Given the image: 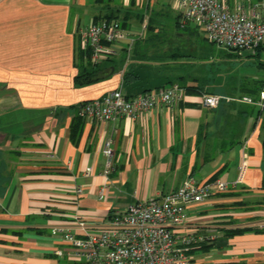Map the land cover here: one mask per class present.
<instances>
[{"label":"crops","instance_id":"1","mask_svg":"<svg viewBox=\"0 0 264 264\" xmlns=\"http://www.w3.org/2000/svg\"><path fill=\"white\" fill-rule=\"evenodd\" d=\"M227 1L230 8L264 4ZM168 14L177 15L172 0H0V264H81L55 229L95 233L113 211L172 192L188 177L233 182L241 164L236 189L188 205L180 231L208 237L206 248L192 251V264H264L263 117L256 120L259 109L240 101L256 97L207 108L192 95L134 120H77L82 103L171 81L138 70L124 41L99 68L104 79L78 86L79 32L109 18L137 36ZM249 51L259 60L262 51ZM257 72L263 77L258 65ZM125 73L136 81L126 83Z\"/></svg>","mask_w":264,"mask_h":264},{"label":"built area","instance_id":"2","mask_svg":"<svg viewBox=\"0 0 264 264\" xmlns=\"http://www.w3.org/2000/svg\"><path fill=\"white\" fill-rule=\"evenodd\" d=\"M172 1L182 15V24L199 28L207 42L231 51L260 49L264 52V4L241 3L230 8L227 0ZM79 39L90 64L99 65L117 54L121 42L126 41L129 54L136 37L124 31L119 22L101 19L80 31ZM188 96L177 84L129 98L117 89L81 104L77 117L103 123L134 120L158 107L173 110ZM193 99L207 108H216L222 100L220 96L207 94ZM240 101L264 110V71L257 98L242 97ZM102 155L103 173L108 175L113 165L110 139L104 141ZM244 169L245 165L241 164L237 179L230 183H200L188 177L172 192L113 211L95 233L78 237L60 228L54 232L69 245L70 257L81 264H192V251L206 246L208 237L180 231L187 223L188 205L208 200L214 191L235 190L242 181Z\"/></svg>","mask_w":264,"mask_h":264},{"label":"rangeland","instance_id":"3","mask_svg":"<svg viewBox=\"0 0 264 264\" xmlns=\"http://www.w3.org/2000/svg\"><path fill=\"white\" fill-rule=\"evenodd\" d=\"M173 18L174 14H168L159 20V25H163L164 29L159 26L158 39L150 41V34L145 38L149 43L140 52L145 57L137 59L138 70L146 71L154 78L164 75L171 79L170 82H180L178 79L182 77V80L200 88L199 91L220 96L222 103L219 106L237 104L242 96L252 95L256 91L255 87L258 89L262 76L254 75L258 74L257 65L261 68L259 62L264 63V52L260 54L259 60L251 56L249 50L241 51L236 56L238 54L235 52H228L205 41L199 28L192 37L187 38L183 34L182 40H178ZM133 32L132 35L136 34ZM176 51L186 58H170ZM261 124L264 125V113Z\"/></svg>","mask_w":264,"mask_h":264},{"label":"trees","instance_id":"4","mask_svg":"<svg viewBox=\"0 0 264 264\" xmlns=\"http://www.w3.org/2000/svg\"><path fill=\"white\" fill-rule=\"evenodd\" d=\"M165 17H167V15H165ZM181 19H182L181 13L177 12V15L173 18V24H174L173 27H174V29L177 30V34H178L177 38H178V40H182L181 38H182L183 34L188 36L187 38L192 37L198 30L197 27H195L193 25L182 24ZM105 20H111V19L108 18V19H105ZM159 24L160 23L155 24V22L150 19V21L146 25L145 29L143 30V35H141V34L137 35V36L135 35L136 39L134 41V44H133V47H132L131 51L129 52V54H131V56H136L138 58H141V57L144 58L145 57L144 53H142V54L140 53L141 50L144 49L143 46L145 47L149 43V41L146 40L145 38L148 36V34H150V35H152V40H150V41H155V39H158L159 37H158L157 34H158V31L160 30L159 26H161V28L164 29L163 25H159ZM120 26H121V24H120ZM121 28H123V27H121ZM155 31H156V33H155ZM203 38H204V36H203ZM204 40H205V38H204ZM142 41H144V42L142 43ZM224 50H226V49H224ZM126 51H127V49H126ZM227 51L228 52H235L237 54L241 52V51H233V50L232 51L231 50H227ZM260 51H261L260 49H256V52H255L254 55H257L256 53H260ZM178 52L179 51H176V53H173L172 55H170V58H186L185 56L179 55L181 53H178ZM229 55H231V54L229 53ZM236 56H239V54L236 55ZM77 60H78V63L76 64L77 65L76 67L78 69V73H77L76 77L74 78V82L78 86L91 85L93 83H96V82L100 81L101 79H104L106 76L105 75H100L99 72H100L101 69H99V68L104 63H107V62L112 63L113 62V59L111 57L110 59H108L107 61H104L103 63H101L99 65H92L89 62L88 53L85 52V51H79L78 52ZM123 63H125V59H123ZM260 66H261V69H263V71H264V63L260 64ZM133 79L136 81L137 78L136 77H132L129 73H125L123 75V80L126 83L127 82H131V80H133ZM262 79H263V77H262ZM178 80L180 82H177V81L169 82V81H167V82H169L167 84L168 85H173V84L179 85V87L184 91V93L186 95H189V96H192V95L193 96H200L202 94H206V93H203L202 90L199 91L200 88H198L196 85H191V83H188V82L182 80V77L180 79H178ZM261 84H262V81L259 84L258 89L255 87L254 90H256V91L252 95H249V96L255 97L258 94V92H259V90L261 88ZM159 89H162V87L161 88H155V89H152V90H149V91H144V92H141V93H148V92L156 91V90H159ZM141 93H138V94H141ZM207 95H213V94H207ZM132 96H134V95H129V96L126 95V97H128V98L132 97ZM263 111L264 110H258L257 111L256 120L263 117ZM78 119H80V118L77 117V120ZM73 134H75V131H74ZM231 233H233V231ZM235 233H240V232L235 230ZM203 248H206V246H203Z\"/></svg>","mask_w":264,"mask_h":264}]
</instances>
